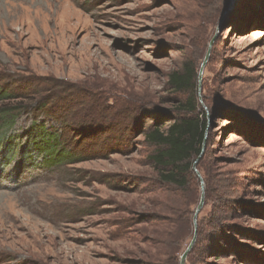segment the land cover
<instances>
[{
    "label": "rangeland",
    "instance_id": "374dc122",
    "mask_svg": "<svg viewBox=\"0 0 264 264\" xmlns=\"http://www.w3.org/2000/svg\"><path fill=\"white\" fill-rule=\"evenodd\" d=\"M186 64L192 88L174 92ZM0 73L62 85L37 100L54 95L74 139L104 131L88 160L49 169L20 156L19 115L15 157L0 153V264H179L194 235L183 264H264V0H0ZM190 115L204 202L181 231L145 133Z\"/></svg>",
    "mask_w": 264,
    "mask_h": 264
},
{
    "label": "trees",
    "instance_id": "16d2710c",
    "mask_svg": "<svg viewBox=\"0 0 264 264\" xmlns=\"http://www.w3.org/2000/svg\"><path fill=\"white\" fill-rule=\"evenodd\" d=\"M187 65L186 69L189 68V70L184 74L172 71L169 75V85L174 92L192 88L194 75L190 73V67ZM14 84L19 85L17 88L27 86L26 90L21 91L14 88ZM61 87L63 86L58 83L53 84L46 78L12 80L7 74L0 73V153L5 158L4 164H9L15 157V141L22 137L13 136L12 129L19 115L23 113L29 115L30 125L26 141L19 150L22 158L25 155L30 156L28 153L33 152L34 158H39L43 166L49 169L88 160L82 144L88 142L87 140L95 132L104 131L96 129L89 132L81 131L79 135L83 137L74 139L76 137H71L70 130H67L74 120L65 119L63 114L55 115L51 110L53 107L51 103H57L50 100L54 95L50 97L42 95L39 101L37 100L39 93ZM188 100V112H193L196 109L194 100L193 98ZM41 117L58 123L60 126L63 124L64 133L57 130L56 125L44 127V121H39ZM76 125L80 126V124ZM59 128L63 129L62 126ZM204 128V121L199 123L197 118L190 115L178 117L163 131L155 125L145 133L147 140L155 147L150 160L158 174V181L172 187L176 191L177 201L178 199L180 201V205L175 208V216L170 222L177 224L181 231L189 230L192 209L198 203L200 196L193 166L196 167L203 156ZM108 130L115 131L114 125ZM88 144L93 149L98 148L92 143ZM5 154L9 155L5 157ZM209 183V180L205 181V197L209 193Z\"/></svg>",
    "mask_w": 264,
    "mask_h": 264
},
{
    "label": "water",
    "instance_id": "95a60500",
    "mask_svg": "<svg viewBox=\"0 0 264 264\" xmlns=\"http://www.w3.org/2000/svg\"><path fill=\"white\" fill-rule=\"evenodd\" d=\"M193 169L194 166H193ZM203 202H204V196H203V187H201V196H200V199L195 207V211H194V215H193V225H194V228H196V217L198 215V213L200 212L201 210V207L203 205ZM195 241V235L193 236V238L191 239V241L189 242V244L187 245L186 249L181 253L180 255V263L179 264H183L184 263V260L186 259V256H187V253L190 251V249L192 248L193 246V243Z\"/></svg>",
    "mask_w": 264,
    "mask_h": 264
}]
</instances>
